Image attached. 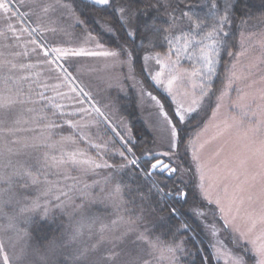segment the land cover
I'll use <instances>...</instances> for the list:
<instances>
[{
    "label": "rangeland",
    "instance_id": "374dc122",
    "mask_svg": "<svg viewBox=\"0 0 264 264\" xmlns=\"http://www.w3.org/2000/svg\"><path fill=\"white\" fill-rule=\"evenodd\" d=\"M190 7L193 12L170 13L163 48L145 54L156 92L135 73L131 55L93 35L68 0H0V95L15 102L0 139V170L7 177L18 162L33 168L41 161L33 171L40 182L13 186L15 199L3 205L0 262L6 256L7 264H187L184 239L167 242L156 234L161 218L133 206L121 181L124 169L144 171L140 159L155 158L173 163V173L179 169L193 183L201 202L190 211L216 261L261 264L264 17L238 28L223 62L232 19L212 2ZM130 88L155 138L143 157L132 153V131L120 109ZM70 155L89 163L75 169L43 164L45 156ZM156 171L150 167L145 177L170 197ZM36 222L60 230L39 243ZM101 237L105 243L91 251ZM84 249L86 259H78Z\"/></svg>",
    "mask_w": 264,
    "mask_h": 264
},
{
    "label": "trees",
    "instance_id": "16d2710c",
    "mask_svg": "<svg viewBox=\"0 0 264 264\" xmlns=\"http://www.w3.org/2000/svg\"><path fill=\"white\" fill-rule=\"evenodd\" d=\"M68 1L72 3L84 26L93 35L99 37L110 48L131 55L135 73L156 92L159 91L144 69L145 54L163 48L164 38L171 28L168 17L176 8L187 7L189 8L187 11L193 12L191 5L212 2L219 9L227 12L233 25L226 38L223 62L228 57V51L238 28L247 20L264 17V0H110L107 6L97 5L91 0ZM194 11L197 12L196 9ZM130 14L133 17L129 18ZM102 22L107 23L111 30L105 28ZM208 24L210 23H204L205 26ZM119 103L121 113L128 120L132 131L133 141L130 143L132 153L136 157H143V154L153 146L155 138L141 116L134 89L130 88L126 96H121ZM184 142L185 138H182L181 143ZM188 157L189 155L185 153L184 159ZM155 163V158L140 159L144 171H148ZM173 166L172 163L170 169L159 170L154 174L159 178L162 184L159 187L163 192L172 194L170 197L161 196V191L145 177V172L135 165L124 169L121 181L125 186L127 199L129 198L133 206L143 207L145 215L161 218L154 227V232L161 235L163 240L174 242L184 239L190 249L186 258L187 264H220L214 258L201 224L190 211L192 203L201 202L193 183L182 180L179 169L175 173L173 171L170 173V170L174 169ZM183 222L189 225V230L181 229ZM39 223L36 222L32 226L39 243L49 241L54 233L60 230V227H52L56 225H45L47 222L39 225ZM0 264L4 263L0 262Z\"/></svg>",
    "mask_w": 264,
    "mask_h": 264
},
{
    "label": "snow or ice",
    "instance_id": "6c2138e0",
    "mask_svg": "<svg viewBox=\"0 0 264 264\" xmlns=\"http://www.w3.org/2000/svg\"><path fill=\"white\" fill-rule=\"evenodd\" d=\"M92 2L97 5L107 6L109 5L110 0H92ZM76 55H82V53H76ZM112 55H115V54L113 53ZM2 67L3 66L0 65V68ZM14 103L15 102L11 101L10 97L0 95V139L3 138V135H4L3 126L10 115V110L13 108ZM181 119H183V117H181ZM16 123H19V121H16ZM13 134L14 133L12 131H9L7 133V135H13ZM13 143H20V141H13ZM30 146L36 147V145H29L27 143L24 144V148H28ZM8 152L11 153L12 155L20 154L19 152H16L12 149H8ZM4 155H5L4 150L0 148V160L3 159ZM27 163H28L27 161L18 162L17 166L12 168L11 172L7 175V177L4 175L3 171L0 170V213L3 212V205L5 203L10 204L12 200L15 199L16 197V193L13 191V186H15L16 188H24V187H28L29 185L38 184L40 182L39 177L36 175H33V171L35 170V167H38L39 164L41 163L40 157L36 158V166H34L33 168L27 167L26 166ZM88 163H89L88 161L79 160L76 155L67 156L66 160L63 157L50 158V157L45 156L43 158L44 165H47L48 167H52V168H57V169L64 167L65 164L71 165L72 168L75 169L83 164H88ZM10 167H11V162H10ZM94 167H100V165L97 164V165H94ZM167 167L168 165L166 164L163 165V168H167ZM152 168L153 170H163L160 164H154L152 165ZM171 171H174V169L170 170V173ZM22 211L24 210L22 209ZM256 223H257L256 221L252 222L253 229L256 227ZM259 224L261 226H264V217H262L259 220ZM80 235H81V232L77 230L76 237H79ZM261 239L264 240V235L261 236ZM103 243H105V240L103 237H101L99 240V243L92 246L91 251L95 252L97 248L99 247V245ZM2 251H3L2 246H0V252ZM258 251H259V254L262 257H264V243H261L259 245ZM88 252H89V249H84L82 253H78V259H86ZM105 259H107L108 261H112L115 259V257L108 256ZM3 261H4V264H7L6 256L3 257ZM129 264H135V261L134 260L130 261ZM235 264H240V261L237 260ZM261 264H264V259H262Z\"/></svg>",
    "mask_w": 264,
    "mask_h": 264
},
{
    "label": "water",
    "instance_id": "95a60500",
    "mask_svg": "<svg viewBox=\"0 0 264 264\" xmlns=\"http://www.w3.org/2000/svg\"><path fill=\"white\" fill-rule=\"evenodd\" d=\"M166 162L164 161V160H160V161H157L155 164H160L161 166L163 165V164H165ZM166 165H168V167L167 168H165V169H169V168H171V164L170 163H166Z\"/></svg>",
    "mask_w": 264,
    "mask_h": 264
}]
</instances>
